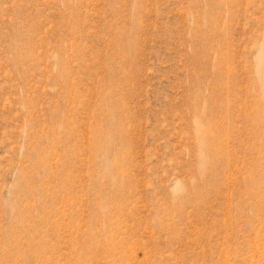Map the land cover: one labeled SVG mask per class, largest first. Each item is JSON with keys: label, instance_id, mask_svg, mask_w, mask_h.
I'll return each instance as SVG.
<instances>
[{"label": "rangeland", "instance_id": "rangeland-1", "mask_svg": "<svg viewBox=\"0 0 264 264\" xmlns=\"http://www.w3.org/2000/svg\"><path fill=\"white\" fill-rule=\"evenodd\" d=\"M0 264H264V0H0Z\"/></svg>", "mask_w": 264, "mask_h": 264}, {"label": "bare ground", "instance_id": "bare-ground-1", "mask_svg": "<svg viewBox=\"0 0 264 264\" xmlns=\"http://www.w3.org/2000/svg\"><path fill=\"white\" fill-rule=\"evenodd\" d=\"M203 133H204V132H203V130H202V128H201V129L199 130V135H200V136H203Z\"/></svg>", "mask_w": 264, "mask_h": 264}]
</instances>
